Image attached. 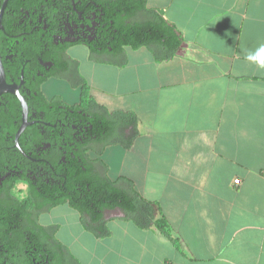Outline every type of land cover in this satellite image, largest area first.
Listing matches in <instances>:
<instances>
[{
  "label": "crops",
  "instance_id": "crops-1",
  "mask_svg": "<svg viewBox=\"0 0 264 264\" xmlns=\"http://www.w3.org/2000/svg\"><path fill=\"white\" fill-rule=\"evenodd\" d=\"M146 9L182 40L170 59L152 47L89 52L88 72L70 58L76 76L58 77L62 93L48 87L53 79L42 86L47 99L73 105L86 85L108 112L137 118L130 150L109 145L88 156L157 206L153 219L142 226L114 209L105 236L87 232L115 264H264V68L245 58L264 44V0H146ZM160 215L179 247L153 225Z\"/></svg>",
  "mask_w": 264,
  "mask_h": 264
},
{
  "label": "flooded vegetation",
  "instance_id": "flooded-vegetation-1",
  "mask_svg": "<svg viewBox=\"0 0 264 264\" xmlns=\"http://www.w3.org/2000/svg\"><path fill=\"white\" fill-rule=\"evenodd\" d=\"M111 24L93 0H0V264L66 262L60 219H46L67 206L50 203L63 196L64 148L82 140L87 121L49 106L59 97L42 86L75 78L68 51L108 48Z\"/></svg>",
  "mask_w": 264,
  "mask_h": 264
},
{
  "label": "trees",
  "instance_id": "trees-1",
  "mask_svg": "<svg viewBox=\"0 0 264 264\" xmlns=\"http://www.w3.org/2000/svg\"><path fill=\"white\" fill-rule=\"evenodd\" d=\"M93 1L103 9L109 26L110 22L112 24L104 41V45L108 43V48L104 46L99 50L87 44L86 47L92 54L117 53L123 47H152L156 59L167 60L180 47L182 40L176 30L160 15L149 12L146 0ZM144 13L152 16L143 20ZM48 105L61 107L65 112L80 111L81 119L87 121L88 130L75 147L64 148L66 163L63 169V196L50 203V206L67 205L78 213L82 227L98 237L107 233L103 219L105 210L120 209L135 215L140 225L147 226L153 219L151 206H157L145 201L135 192L126 191L117 183L111 182L101 161L91 160L88 156L89 151L100 156L109 145L119 144L130 150L136 137V116L131 112H108L93 101L86 85H83L80 102L74 107L63 104L59 98ZM153 225L175 247H179L178 240L171 234L168 222L162 215L154 220ZM60 245L66 252L65 264H80L66 247L61 243Z\"/></svg>",
  "mask_w": 264,
  "mask_h": 264
},
{
  "label": "rangeland",
  "instance_id": "rangeland-1",
  "mask_svg": "<svg viewBox=\"0 0 264 264\" xmlns=\"http://www.w3.org/2000/svg\"><path fill=\"white\" fill-rule=\"evenodd\" d=\"M87 54H89L88 49L82 45L68 51V55L70 57L82 60L83 65L81 64V68L86 72L90 70V65L87 62ZM74 65H76V63ZM48 87L50 90H53L54 92L56 91V93H62L61 91H64L63 83L59 80V78H54L50 81L48 83ZM72 97L74 96L72 95ZM48 216L50 218L46 219L47 221H57V218L60 219V222L64 225L63 231L65 240L62 241H64L65 244L63 246L66 247L68 252L74 258H78L81 264L120 263V261L118 262L112 255L106 254L104 243L101 242V240L96 239L92 234L83 230L79 220V215L74 210L67 206H63L50 212ZM65 224H67L69 230L71 231V236L67 233L68 229Z\"/></svg>",
  "mask_w": 264,
  "mask_h": 264
},
{
  "label": "clouds",
  "instance_id": "clouds-1",
  "mask_svg": "<svg viewBox=\"0 0 264 264\" xmlns=\"http://www.w3.org/2000/svg\"><path fill=\"white\" fill-rule=\"evenodd\" d=\"M246 60L256 63L260 68H264V44L256 50L255 54H246Z\"/></svg>",
  "mask_w": 264,
  "mask_h": 264
},
{
  "label": "built area",
  "instance_id": "built-area-1",
  "mask_svg": "<svg viewBox=\"0 0 264 264\" xmlns=\"http://www.w3.org/2000/svg\"><path fill=\"white\" fill-rule=\"evenodd\" d=\"M234 183H235V184H238V183H239V180H236Z\"/></svg>",
  "mask_w": 264,
  "mask_h": 264
},
{
  "label": "water",
  "instance_id": "water-1",
  "mask_svg": "<svg viewBox=\"0 0 264 264\" xmlns=\"http://www.w3.org/2000/svg\"><path fill=\"white\" fill-rule=\"evenodd\" d=\"M1 13H2V11H1ZM1 92V91H0Z\"/></svg>",
  "mask_w": 264,
  "mask_h": 264
}]
</instances>
